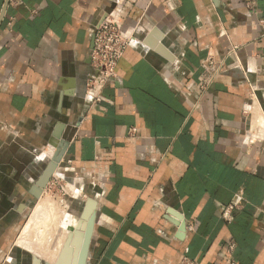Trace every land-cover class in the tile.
<instances>
[{"label":"crops","instance_id":"obj_1","mask_svg":"<svg viewBox=\"0 0 264 264\" xmlns=\"http://www.w3.org/2000/svg\"><path fill=\"white\" fill-rule=\"evenodd\" d=\"M117 1L0 0V264H22L13 221L57 155L42 195L62 167L83 176L88 264H264V0L126 1L135 44L92 103Z\"/></svg>","mask_w":264,"mask_h":264},{"label":"rangeland","instance_id":"obj_2","mask_svg":"<svg viewBox=\"0 0 264 264\" xmlns=\"http://www.w3.org/2000/svg\"><path fill=\"white\" fill-rule=\"evenodd\" d=\"M75 192H77V195ZM89 197L88 186L83 176L76 171L67 170L62 167L54 175L42 197L31 204L29 210L24 214L15 217L13 222L17 224L15 227L16 244L22 237L25 227L30 217L35 213L36 208L42 206L47 218H45L41 225H38L39 227L31 228L28 239L32 242L35 240L34 242L38 243L37 248H35L38 251L47 253V255H52L53 253L57 255L58 252L59 255L60 249L68 236L69 224L74 217L76 219L79 217ZM39 234H41L40 238ZM20 248H15L13 255L17 256L20 260L22 259V264H29V253L22 250L24 248ZM50 259L40 260L42 264H50L53 258L51 261ZM13 260H9L8 264H14Z\"/></svg>","mask_w":264,"mask_h":264},{"label":"built area","instance_id":"obj_3","mask_svg":"<svg viewBox=\"0 0 264 264\" xmlns=\"http://www.w3.org/2000/svg\"><path fill=\"white\" fill-rule=\"evenodd\" d=\"M126 1L132 0L117 1L114 9L105 16L96 29L95 44L91 54L94 73L90 75L86 83V96L92 103L101 100L105 85L116 78L117 66L125 52L135 44L134 32L126 30L122 24L121 12ZM238 49L237 47H230L226 59L237 60L235 53ZM206 64L215 73L221 72L223 68L222 63L215 61L212 57L207 58ZM235 66L238 64L236 63ZM130 133L135 135L137 130L132 129ZM234 209V206L227 209L223 214L224 218L231 219Z\"/></svg>","mask_w":264,"mask_h":264},{"label":"water","instance_id":"obj_4","mask_svg":"<svg viewBox=\"0 0 264 264\" xmlns=\"http://www.w3.org/2000/svg\"><path fill=\"white\" fill-rule=\"evenodd\" d=\"M60 163V156L57 155L48 165L47 170L45 173L41 176L39 179L37 186L34 188V191L32 192L33 196L37 199H40L42 196V188H44L53 175L55 173L57 167ZM81 223L82 221H87V228H86V235L83 241V245L80 249V253L78 257H76L75 264H88V258L90 254V248L92 244V238L94 234L95 229V220H96V201L89 198L85 206L83 207V210L80 214ZM79 233L76 231L74 234H69L67 236V240L63 246V249L61 251L59 261L57 264H68L69 255L71 253V250L69 248V245L72 244V246H75L78 248L79 244L72 243V240H79ZM76 244V245H75ZM33 264H42L41 260L37 258L36 256H32ZM56 263V262H55ZM49 264V263H45Z\"/></svg>","mask_w":264,"mask_h":264},{"label":"bare ground","instance_id":"obj_5","mask_svg":"<svg viewBox=\"0 0 264 264\" xmlns=\"http://www.w3.org/2000/svg\"><path fill=\"white\" fill-rule=\"evenodd\" d=\"M45 218H47V215H45L44 208L42 206L37 207L36 211H35V213H34V215L32 217V220L30 221L29 224H27V227L25 228V230L23 232V235L20 238V240L18 242V245L21 248H24L25 250H28L29 252H32L33 254L36 255L37 258L38 257H39V259L41 258V260L50 259V258L52 259L53 258V261L50 264H57V262L59 261V257H60L61 251L63 249V246H64L67 238H66L64 244L62 245V248L60 247L61 251H60L59 255H58V252H57V255L56 254L54 255V253L52 255H47V253H43L40 250L38 251L37 249H35V248H37L36 246L38 245V243L34 242L35 240L32 242V241H30L28 239V237L30 236L31 228L32 227H39L38 225H41L43 223V221L45 220ZM68 228H69L68 229V235L69 234H74L76 231L80 234L79 235V240H75L74 239V240L71 241L72 243L79 244L78 248H76L75 246H72V244L69 245L71 253L69 255L68 264H75L76 257H78V255L80 253V249H81V247L83 245V241H84V238H85V235H86L87 221L84 220L81 223V219H80V215H79V217H77V219H76V217L73 218V220L69 224ZM40 235L41 234H39V238H40ZM51 259H50V261H51Z\"/></svg>","mask_w":264,"mask_h":264},{"label":"flooded vegetation","instance_id":"obj_6","mask_svg":"<svg viewBox=\"0 0 264 264\" xmlns=\"http://www.w3.org/2000/svg\"><path fill=\"white\" fill-rule=\"evenodd\" d=\"M29 255H30V254H29ZM29 257H30V258H29V259H30V260H29V264H33L32 255H30ZM26 263H27V262H26Z\"/></svg>","mask_w":264,"mask_h":264}]
</instances>
